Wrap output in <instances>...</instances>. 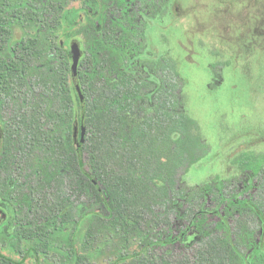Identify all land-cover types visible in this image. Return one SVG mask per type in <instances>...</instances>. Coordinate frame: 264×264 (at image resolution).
Instances as JSON below:
<instances>
[{
	"label": "rangeland",
	"instance_id": "374dc122",
	"mask_svg": "<svg viewBox=\"0 0 264 264\" xmlns=\"http://www.w3.org/2000/svg\"><path fill=\"white\" fill-rule=\"evenodd\" d=\"M72 8L82 10L80 24L70 29L67 25L61 26L60 19ZM0 13L16 21L17 30L10 28L14 37L38 38L44 51L49 48L52 33L61 38L60 42L65 41L64 34L72 33L68 48L77 40L83 54L79 73L85 71L80 64L91 54L95 29L105 27L111 42L123 37L122 27L138 37L144 32L145 49L139 66L128 71L126 77L135 78L142 86L143 103L148 107L153 108L159 98L165 100L169 96L167 87L172 82V74L160 60L174 59L183 82L184 109L196 122L188 134L187 150L182 146L187 135L180 125L176 127L173 121L169 123L150 113L154 119L152 126L142 124V127L151 132L136 157L121 152L129 148L126 140L117 142L116 134L106 137L107 142L111 141L108 146L112 145L115 159L107 168V176H103L106 182L99 185L106 188L109 182L111 186L110 174L124 173L132 161L135 170L141 173L152 175L159 171L162 181L157 183L167 191L139 203L144 215L141 229L154 240L180 234L201 205L207 209L204 234L200 236L193 228L189 241L155 246L150 255L156 264H209L210 257L219 258L220 247L215 248L217 240H227L224 238L228 232L226 227L215 228V225L221 215H226L225 208L233 213L224 217L232 242L242 255L249 254L252 242L259 237L260 211L253 210L252 204L250 207L237 205L234 199L241 196L237 194L242 187L237 179L243 181L240 167L245 157L264 154V0H0ZM101 18L104 21L100 26ZM2 54L11 55L6 49ZM52 54V61L59 62V57ZM33 62L34 71L27 75L29 83L17 95L19 102L29 103V111L38 106L45 108L46 104H49L48 110H60L62 102L56 90L34 81L43 73L46 57ZM118 63L119 58L110 54L103 68L113 75ZM87 74L90 73L87 71ZM156 76L160 84L155 82ZM162 82L166 88L161 92ZM81 84L82 81L80 87ZM102 86L100 82L97 89ZM5 96L0 105V127L2 122L7 125L12 120L17 108L13 105L14 99L8 94ZM130 109L135 113L130 117L137 118L141 108L135 104ZM41 122L49 131L60 128L65 132L70 125L67 121L57 124L46 116ZM21 127L24 126L19 127L23 139L15 140L7 164L4 156H0V253L21 260L22 254L15 250L13 243L16 230L23 224L25 228L21 229L28 235L30 227L49 219L47 202L53 204L69 197L73 202L67 216L69 224L56 231L49 257L40 264H70L69 241L79 220L75 242L81 254L87 256L84 264H108L123 251V244L110 224V211L105 202L75 168L64 162L60 171L67 165V175L62 180L59 178L57 160L67 159L61 145L46 158L42 149L23 146L27 133ZM173 128L180 135L172 139L168 130ZM194 158L200 159L187 171ZM204 187L207 196L203 195ZM259 191L262 192L260 187L254 194L255 205L263 208V194H258ZM149 192L154 194L153 189ZM86 243H90L87 251ZM23 264L37 263L26 259ZM246 264H251L250 260Z\"/></svg>",
	"mask_w": 264,
	"mask_h": 264
},
{
	"label": "trees",
	"instance_id": "16d2710c",
	"mask_svg": "<svg viewBox=\"0 0 264 264\" xmlns=\"http://www.w3.org/2000/svg\"><path fill=\"white\" fill-rule=\"evenodd\" d=\"M4 5L6 4L4 3ZM81 10L76 8L67 10L60 19V25H67L68 28L72 29L80 24L78 19ZM98 21L101 26L104 19L101 18ZM117 23L119 26L121 25L118 20ZM16 24L15 20L4 17L0 13V105L6 97L5 95L8 94L9 98L14 99L13 105L17 107L12 120L7 125L2 122L0 127V156H4V164H7L13 152L15 140L21 141L23 139V134L19 132L21 124L24 126L21 129L24 128L25 133H27L26 141L22 142L25 148L38 147L40 150L42 149L43 156L49 158L55 148L61 145L67 153L65 155L67 159L57 160V164L60 163V166L57 165L59 178L62 180L66 177L68 168L67 165L62 166L63 171H60L61 163L64 162L75 168L77 173L83 176L86 183L91 185L105 202L104 204L110 211V224L120 236L123 251L108 264H156L154 257L150 255L155 246L172 244L177 241H189L191 239L189 236L190 229L193 228L200 236L203 235L202 230L209 213L203 205L199 211L190 217L188 225L178 235L170 234L166 238L154 240L141 229L144 220L143 211L139 206L141 200L160 197L159 193L167 191L165 187L159 186L157 183L162 181L161 175L158 174L160 172L157 170L152 175L141 173L135 170L136 165L132 161L124 173L117 174L114 172L110 174L111 186L109 182L105 186L106 188H101L99 185L101 182H106L103 176H107L109 172L107 168L115 159L112 145L108 146L111 141L107 142L106 137L116 134L117 142L126 140L129 148L128 150L122 149L121 152L136 157L142 151L140 148L143 147L151 132L146 127H142V124L152 126L154 119L149 116L150 113H154L159 119L169 121V123L173 121L176 127L179 124L187 135L185 143L182 145L187 150L190 144L188 134L196 122L184 109L183 82L174 59L160 60L161 63H165L169 67L172 82L167 87L169 91L168 100L159 98L152 108L143 103L145 98L142 86L137 83L135 78L126 77L129 74L128 71L139 66L140 58L145 49L142 43L143 40H146L144 32L138 37L137 34L129 33L122 27L123 37H120L116 42H111L105 27L95 29L91 54L86 56L80 64L85 71L79 73V79L82 81L79 91L74 85L73 78L70 79L73 61L68 45L70 38L74 35L72 33L64 34L62 38H65V41L60 42L61 38L52 33L49 48L44 51L40 48L38 38L20 39L14 37L10 28L16 29ZM56 24L58 25L57 22ZM146 24L144 18V25L146 26ZM117 43H121V45H117ZM15 44L18 47H12ZM4 49L11 53L9 57H4L2 54ZM52 53L59 57V62L54 63L52 61L51 57L54 56ZM110 54L119 58L118 66L115 67L117 68L116 73L113 75L106 73L107 70L103 68L110 60ZM43 56L46 57L44 71L34 81L37 83L39 81L42 85L53 87L56 90L62 102L58 111L57 109L48 110L49 104H46L45 108L38 106L29 111L28 106L30 104L24 105L26 101L19 102L17 98V95H20L19 90L29 83L30 76L27 77V75L30 71L31 74L34 71L33 66L35 64L33 61ZM87 71L90 74H87ZM156 77L155 82L160 84L161 81L158 76ZM100 82L103 86L101 89H97ZM161 85L162 92L166 85L163 82ZM135 104L141 108L139 116L141 112L144 113V116L130 117L131 114H135L130 109ZM44 116L53 118L57 124L67 121L70 125L65 132H62L60 128H54L52 131L45 130L41 126ZM83 128L85 131L88 130L85 132L86 139L83 147L85 155H83V149L80 155L76 150V145L81 140ZM168 131L171 133L172 139L174 135H180L174 128ZM197 140L198 137H196ZM199 159H191L186 170L188 171ZM7 186L8 182L5 181L3 187L6 188ZM149 189H153V195ZM203 190V195L207 196L206 188L204 187ZM231 198L232 195L229 199ZM47 206L49 219L44 224L34 228L30 227L28 235L26 231L21 229L25 228L23 224L15 232L14 247L16 251L22 254V259L16 260L0 253V264H23L26 259H34L37 264H40L41 260L49 257L50 246L55 239L56 231L63 230L69 224L68 215L73 208V202L71 198L66 197L53 201V204L47 202L45 208ZM225 211L224 217L233 214L230 209L225 208ZM224 217L221 215L215 228L226 227L228 235L224 239L227 240H217L218 246L215 248L220 247L218 248L220 257L216 256L217 259L210 257L209 264H238L239 262L246 264L250 259L247 255H242L232 242L230 227ZM80 222L81 220L76 223L69 241L70 256H68V260H70V264H84L87 260V256L81 254L75 242ZM88 237L89 239L93 238L91 233ZM89 245L90 243H86V251ZM261 253H259L260 256H258L256 264H264V255Z\"/></svg>",
	"mask_w": 264,
	"mask_h": 264
},
{
	"label": "flooded vegetation",
	"instance_id": "af4514ba",
	"mask_svg": "<svg viewBox=\"0 0 264 264\" xmlns=\"http://www.w3.org/2000/svg\"><path fill=\"white\" fill-rule=\"evenodd\" d=\"M240 168L243 169V171L240 172L242 173V177L240 178L243 179V181L239 178L237 179L241 183L240 186H242L237 194L241 196L244 195V198L237 196V199H234V202L237 203V205L246 204V206L249 207L252 204L253 210L260 211L257 216L261 227L259 237L256 242H252V248L247 255L251 264H256L257 258L260 256L259 253L262 252L261 254L264 255V154L258 156H246ZM259 187L262 189V192L259 191L260 193L258 192V194H263V208L255 205L256 200L254 199V194ZM257 199L259 198L257 197Z\"/></svg>",
	"mask_w": 264,
	"mask_h": 264
},
{
	"label": "water",
	"instance_id": "95a60500",
	"mask_svg": "<svg viewBox=\"0 0 264 264\" xmlns=\"http://www.w3.org/2000/svg\"><path fill=\"white\" fill-rule=\"evenodd\" d=\"M70 50H71V54H72V61H73V65H72V78H73V82L75 87L80 91L81 87H80V81H79V71H78V65L80 63V60L82 58V51H81V44L79 41L74 40L71 45H70ZM85 129L83 128L82 131V135H81V140L80 142L76 145V148L79 152V154H82V149H83V145L85 143V139H86V134H85Z\"/></svg>",
	"mask_w": 264,
	"mask_h": 264
}]
</instances>
